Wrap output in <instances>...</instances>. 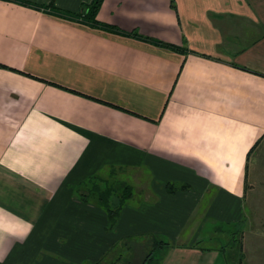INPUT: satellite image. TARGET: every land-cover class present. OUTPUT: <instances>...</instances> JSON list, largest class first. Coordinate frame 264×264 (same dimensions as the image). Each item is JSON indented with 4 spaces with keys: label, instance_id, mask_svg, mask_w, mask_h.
Segmentation results:
<instances>
[{
    "label": "crops",
    "instance_id": "crops-1",
    "mask_svg": "<svg viewBox=\"0 0 264 264\" xmlns=\"http://www.w3.org/2000/svg\"><path fill=\"white\" fill-rule=\"evenodd\" d=\"M25 1L0 0V264H264V0H101L109 30ZM124 185L114 220L82 193Z\"/></svg>",
    "mask_w": 264,
    "mask_h": 264
},
{
    "label": "trees",
    "instance_id": "trees-1",
    "mask_svg": "<svg viewBox=\"0 0 264 264\" xmlns=\"http://www.w3.org/2000/svg\"><path fill=\"white\" fill-rule=\"evenodd\" d=\"M17 1L27 4V1H25V0H17ZM100 3H101V0H95L91 5L84 7V11H86V14H84L83 19L84 18L88 19V21L90 23H92L93 26H98L100 28H104V29H108V30L113 29V27L107 26V25H102L96 20V15L100 9ZM53 12L56 14L65 15L67 17H74L72 14L65 13V12H62V11H59L56 9H54ZM160 44L162 45V43H160ZM97 189L98 188H93L90 190L85 189L88 191H85V190L82 191L83 196L86 197V199H89L90 197L96 196L98 199V202L109 212L111 219L114 220V218L120 213L122 206L127 202L129 196L131 195V193H132L131 188L126 185L123 192H121L117 196H116V194H118L119 192H117L118 190L116 187H115V191L112 189H109L108 191H103V190L98 191ZM170 190H171V192L175 191V190H172V188ZM117 201H118V203H117ZM112 204H113V206H112ZM233 235L234 236L236 235L235 237H233V243L235 245L233 247L235 248V250L238 251V254H239V252H241V247H242V243L239 240L240 236L238 235V233H234ZM160 244L162 247L164 245H166V246L168 245V243H164V242H160ZM225 249H227V247H225ZM152 255L153 254H150L148 256L149 259H151ZM240 258H241L240 262L242 263L243 257L241 255H240ZM144 264H147V263H144Z\"/></svg>",
    "mask_w": 264,
    "mask_h": 264
},
{
    "label": "rangeland",
    "instance_id": "rangeland-1",
    "mask_svg": "<svg viewBox=\"0 0 264 264\" xmlns=\"http://www.w3.org/2000/svg\"><path fill=\"white\" fill-rule=\"evenodd\" d=\"M118 194H116V196H117ZM221 238H218L217 240H218V244L219 243H223V241L222 240H220ZM240 240V239H239ZM241 241V240H240ZM242 243V242H241ZM237 248V247H236ZM142 249L143 248H136V251L135 252H132V253H130V255L128 254V253H125V257L118 263V264H129L128 262H125V259L126 258H128L129 256H131V258H132V260L133 259H135L136 260V262L135 263H130V264H143V262H144V259L145 258H142L143 257V253H142ZM119 250H121V251H119V253H121L122 251H123V249H121V247H120V249ZM144 250V249H143ZM146 251H148L147 252V254H146V256L145 257H147V255H149V254H153L154 252H155V249H154V247H152V246H150V247H148V248H145V252ZM236 252V254L238 253V251L237 250H235ZM123 253V252H122ZM230 251H229V256H230ZM232 261H234L233 259H231V262ZM232 263H234V262H232Z\"/></svg>",
    "mask_w": 264,
    "mask_h": 264
}]
</instances>
